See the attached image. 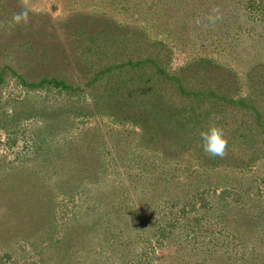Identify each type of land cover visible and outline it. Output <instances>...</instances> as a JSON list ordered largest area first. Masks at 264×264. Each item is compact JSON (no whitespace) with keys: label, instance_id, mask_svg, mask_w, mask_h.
<instances>
[{"label":"rangeland","instance_id":"rangeland-1","mask_svg":"<svg viewBox=\"0 0 264 264\" xmlns=\"http://www.w3.org/2000/svg\"><path fill=\"white\" fill-rule=\"evenodd\" d=\"M155 44L168 74L210 69L223 157L186 127L188 95L154 128L114 90L129 73L116 115L106 78L89 86ZM67 73L83 94L17 79ZM0 264H264V0H0Z\"/></svg>","mask_w":264,"mask_h":264},{"label":"trees","instance_id":"trees-1","mask_svg":"<svg viewBox=\"0 0 264 264\" xmlns=\"http://www.w3.org/2000/svg\"><path fill=\"white\" fill-rule=\"evenodd\" d=\"M52 23L55 24L57 23V21H52ZM51 34L55 33L53 32ZM86 36L87 40L92 39V37H90L89 35ZM98 41H100L98 45L101 47L100 44L103 43V41ZM108 42H110L109 39ZM162 46V44H155L154 47H161V50L157 49L159 51L158 54L149 53L145 56L146 58L139 55L137 59H133L134 52L132 49H130L129 56L133 60L125 64L124 67H120L121 69L117 67L119 71L116 74V77L111 74L113 71V68L111 66L99 70H97L96 68L93 69L95 77L89 79V86L95 84L99 79L106 78L107 82L104 86V88L106 89V93L104 96L99 95L98 99L102 98L103 101L107 104L110 112L113 115H116L120 112V107H117L113 102V94H110V92L112 91L111 87H113V85H111L110 82L111 80H114L118 77L122 78L123 73H129L130 76L128 77V80H122V82H120L114 90H120L122 94L120 95V98L126 96L127 100L133 99L132 102H130L131 104H134L133 102L138 101V104L133 108H142L140 104L145 102L144 105L148 106L150 110H148L146 114L142 116L143 122L140 123L139 119L132 120V122L135 125H139V123L140 125H142L147 122V126L150 123V125L153 127L154 124V128H156L157 126H164V123H166L169 119V93H179L185 98L188 95V98L186 99L191 105L185 110L187 114V118L184 117L187 120L185 121V124L186 127H193V134L196 136V140L200 141V133L205 130L203 128V123L205 124L204 120H206L205 116L210 114L211 110H216V108L218 107V102H220L219 98L220 100H222L226 97H219L217 101L215 100L214 97H216V95L212 89L214 79L212 77H209L208 72L210 69L208 67H205L203 73L197 72L195 68L191 69L190 67H186L185 69H181L180 76H177L176 74H168L162 66L163 56L161 59V56L159 55L162 50L166 52V49H164V46L162 49ZM95 47H97V45ZM144 52L146 53V50H144ZM120 57H122V54L120 55ZM123 68H127L128 70H123ZM188 72H194L195 76L193 78L191 76L192 79H188ZM75 75L76 74H68L62 76L51 75L43 77L36 82H30L27 79H23L22 77H18L17 79L21 81L23 87H26L28 89H33L34 87H52L60 89V91H63L67 95L71 94L72 96H77L83 94L84 89L79 86L78 81L80 80L75 78ZM192 80H194L195 82L192 83ZM88 87H86V89ZM207 103H209L210 105V107L208 108L205 105ZM227 103H231V106L236 105L233 100L227 101ZM115 110H118L119 112L115 113ZM243 134L245 133L238 135V137L242 140L245 139ZM240 148H242L240 149L242 150L241 152H245L247 147L245 149L244 147Z\"/></svg>","mask_w":264,"mask_h":264},{"label":"clouds","instance_id":"clouds-1","mask_svg":"<svg viewBox=\"0 0 264 264\" xmlns=\"http://www.w3.org/2000/svg\"><path fill=\"white\" fill-rule=\"evenodd\" d=\"M219 17H217L218 19ZM210 19H212L210 17ZM28 22L27 11H20L14 13L12 16V25L19 26ZM214 22V21H213ZM200 139L202 141L203 151L211 157H223L225 155V149L228 142L224 138L223 130L210 126L206 130L200 133Z\"/></svg>","mask_w":264,"mask_h":264}]
</instances>
